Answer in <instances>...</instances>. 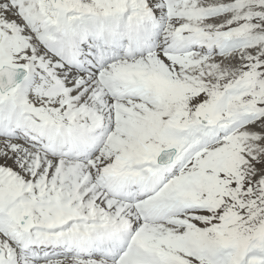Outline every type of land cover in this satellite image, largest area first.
<instances>
[{
	"label": "snow or ice",
	"instance_id": "6c2138e0",
	"mask_svg": "<svg viewBox=\"0 0 264 264\" xmlns=\"http://www.w3.org/2000/svg\"><path fill=\"white\" fill-rule=\"evenodd\" d=\"M0 264H264V0H0Z\"/></svg>",
	"mask_w": 264,
	"mask_h": 264
}]
</instances>
